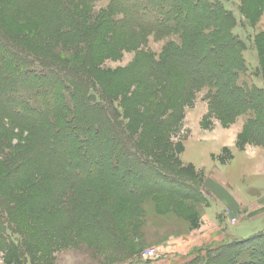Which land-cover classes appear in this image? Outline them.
Returning a JSON list of instances; mask_svg holds the SVG:
<instances>
[{
	"label": "trees",
	"instance_id": "trees-1",
	"mask_svg": "<svg viewBox=\"0 0 264 264\" xmlns=\"http://www.w3.org/2000/svg\"><path fill=\"white\" fill-rule=\"evenodd\" d=\"M240 1V14L257 24L264 0ZM75 4L0 0V149H13L0 164V248L10 264H47L63 241L56 235L71 228L98 227L112 245L120 242L115 218L130 205L194 198L197 183L180 175L192 169L171 133L202 89L214 116L225 124L245 117L241 140L264 148V88L249 74L237 18L219 0H111L91 24ZM35 25L48 27L41 42L48 36L64 55L20 31ZM152 32L167 40L158 58L140 51L131 67L103 69ZM254 38L264 80V31ZM182 264H264V231Z\"/></svg>",
	"mask_w": 264,
	"mask_h": 264
},
{
	"label": "rangeland",
	"instance_id": "rangeland-1",
	"mask_svg": "<svg viewBox=\"0 0 264 264\" xmlns=\"http://www.w3.org/2000/svg\"><path fill=\"white\" fill-rule=\"evenodd\" d=\"M219 1L237 18L233 32L248 46L243 55L249 74L257 86L264 88V80L255 75L259 62L254 48V37L264 31V12L257 24L252 25L240 14V0ZM73 2L91 24L109 7L111 0ZM21 21L28 22L23 18ZM7 22L13 23L11 18ZM45 29L48 27L35 25L20 31L39 47H48L49 43L52 55H64L48 36L41 42V32H46ZM166 42L152 32L145 46L123 49L116 57L106 59L103 69L116 71L131 67L140 51L158 58ZM135 92L136 87H132L128 97ZM211 112L208 92L202 89L185 105L183 117L171 133L172 142L181 146L182 166L192 169L181 171L180 175L197 183L198 193L194 198H187L189 192H179L185 194V199L152 196L130 205L128 211L122 209L126 213L115 218L120 224V242H111L112 245L107 244L109 235H103L94 226L83 232L71 228L59 233L56 236H61L63 241H56L58 245L54 246L47 264H182L202 256L210 248L264 231V148L241 140L245 117L225 124ZM15 133L22 132L16 129ZM19 142L14 138L12 147ZM12 152L10 146L1 148L0 164ZM30 228L25 230L28 236L33 234ZM11 232L9 229L8 233ZM15 237L20 239L17 234ZM7 253V249L0 248V264H10Z\"/></svg>",
	"mask_w": 264,
	"mask_h": 264
},
{
	"label": "crops",
	"instance_id": "crops-1",
	"mask_svg": "<svg viewBox=\"0 0 264 264\" xmlns=\"http://www.w3.org/2000/svg\"><path fill=\"white\" fill-rule=\"evenodd\" d=\"M205 185V184H204ZM228 200V199H227Z\"/></svg>",
	"mask_w": 264,
	"mask_h": 264
}]
</instances>
